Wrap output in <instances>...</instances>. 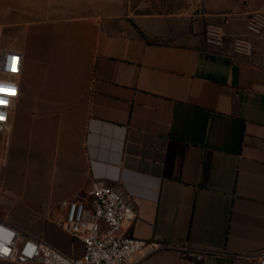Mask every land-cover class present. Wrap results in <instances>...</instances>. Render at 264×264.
<instances>
[{
  "label": "crops",
  "instance_id": "0c3cea01",
  "mask_svg": "<svg viewBox=\"0 0 264 264\" xmlns=\"http://www.w3.org/2000/svg\"><path fill=\"white\" fill-rule=\"evenodd\" d=\"M256 11L264 0H0V47L22 56L0 219L77 258L61 202L119 186L136 208L120 235L161 246L138 264H254L236 255L264 248V29L245 30Z\"/></svg>",
  "mask_w": 264,
  "mask_h": 264
},
{
  "label": "built area",
  "instance_id": "2783aa9c",
  "mask_svg": "<svg viewBox=\"0 0 264 264\" xmlns=\"http://www.w3.org/2000/svg\"><path fill=\"white\" fill-rule=\"evenodd\" d=\"M264 29V11L250 14L245 26L246 32L258 37ZM205 43L220 48L225 34L220 27L206 26ZM234 52L246 58L254 48L240 37L233 41ZM22 56L18 52L0 47V85L4 94L0 99L6 104L0 105V133L10 132L9 110L16 98L18 86L16 78L21 73ZM264 69V54L260 59ZM14 69V70H13ZM64 215L59 227L77 239L83 245L80 257H69L60 253L44 241L20 230L0 219V262L9 264H138L142 259L161 248L158 244L141 239L120 235L124 222L133 220L136 208L129 195L121 187H109L102 183L91 184L85 198H75L61 202ZM196 261L202 259V253H192ZM236 258L254 264H264V248L255 254H238Z\"/></svg>",
  "mask_w": 264,
  "mask_h": 264
},
{
  "label": "snow or ice",
  "instance_id": "6c2138e0",
  "mask_svg": "<svg viewBox=\"0 0 264 264\" xmlns=\"http://www.w3.org/2000/svg\"><path fill=\"white\" fill-rule=\"evenodd\" d=\"M14 70V69H13ZM4 86L3 85H0V95H3L4 94ZM6 104V101L0 99V105H4ZM0 119H3L2 115H0Z\"/></svg>",
  "mask_w": 264,
  "mask_h": 264
}]
</instances>
